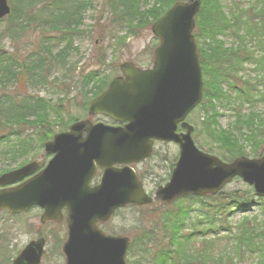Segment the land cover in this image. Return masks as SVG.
I'll return each mask as SVG.
<instances>
[{"label":"trees","instance_id":"1","mask_svg":"<svg viewBox=\"0 0 264 264\" xmlns=\"http://www.w3.org/2000/svg\"><path fill=\"white\" fill-rule=\"evenodd\" d=\"M11 1V15L0 23V44L10 41L13 46L12 51L0 54V160L12 163L24 159L20 163L23 165L33 152L27 129L37 130L43 147L55 134L53 128L64 123L61 114L50 118V111H58L62 106L50 105L46 99L28 92L14 93L10 86L42 85L55 65L66 68L92 2ZM150 1L107 3L116 17L114 24L127 25L131 30L134 21L139 22L140 28L153 26L182 0H156L160 5L152 9L148 8ZM230 2L233 7L227 14L220 0H202L194 32L204 76L201 133L217 146L221 151L218 155L225 161L245 156V143L251 144L255 156L261 155L264 148V115L255 108L264 104V0L260 9L255 8L260 4L257 0L249 9L243 0ZM228 36L238 41L235 49L226 47L223 39ZM252 43L254 46H247ZM251 49L261 54H252ZM245 66H251L249 71L254 77L239 76ZM80 83L85 91L83 111L110 84L109 77L98 72L88 73ZM229 107L235 120L223 130L219 125L223 117L220 111ZM245 107H249L247 114ZM68 120L67 124H72L78 118L70 115ZM237 196L221 192L207 198L188 197L173 207L153 210L150 214L154 219H149V227L145 217L139 222L142 229L132 237L130 252L136 246L148 258V264H246L247 258L251 260L249 264H264V201L260 214H243L233 225V214L244 209L246 203ZM197 240L199 247L195 245ZM5 249L6 237L0 234V251ZM2 259L11 262L6 255Z\"/></svg>","mask_w":264,"mask_h":264},{"label":"water","instance_id":"2","mask_svg":"<svg viewBox=\"0 0 264 264\" xmlns=\"http://www.w3.org/2000/svg\"><path fill=\"white\" fill-rule=\"evenodd\" d=\"M10 0H0V22L11 14ZM201 0L178 2L152 26L160 44L151 69L132 63L121 66L123 77L89 105L90 115H102L122 127L77 121L46 143L53 158L47 167L37 162L0 176V212L10 215L44 210L41 223H61L67 210L68 239L63 245L66 264H126L130 240L106 236L97 227L115 211L155 201L170 205L187 196L221 192L241 178L264 197V154L224 162L200 151L187 116L203 99V75L193 35ZM4 50L0 48V54ZM179 125L186 133L179 134ZM155 141L179 145L180 155L169 183L149 196L131 165L150 158ZM123 166L117 168L116 166ZM100 168V184H90ZM46 240L30 242L13 264H41Z\"/></svg>","mask_w":264,"mask_h":264},{"label":"rangeland","instance_id":"3","mask_svg":"<svg viewBox=\"0 0 264 264\" xmlns=\"http://www.w3.org/2000/svg\"><path fill=\"white\" fill-rule=\"evenodd\" d=\"M188 2V0H182ZM202 1V0H201ZM247 2L246 9H249L254 3V0H243ZM255 8L260 9L263 6L261 0ZM92 8L85 14V20L82 27V34L75 38L74 50L70 53L66 61V68H61L60 65H55L52 70L51 76L47 79L46 83L42 85H27L20 87L19 84L11 85L12 92L18 94H25L28 92L30 95L46 99L50 105H58V111H50V118L53 119L58 114H61L64 123L56 125L53 128L55 134L64 133L69 130L72 124H67L70 115L73 118H78L77 121L89 120L93 124H105L114 126L111 119L90 115L88 108L83 111L84 107V90L81 89V78L90 72H98L109 77V82L115 78L121 77V66L125 63H132L137 68L142 70L151 69L154 64L155 51L159 46V40L154 37L152 33V26L139 27V22L134 21L131 30L127 25L114 24V17L111 14V9L108 6L107 0H91ZM12 1L10 2V5ZM167 4V3H166ZM221 6L228 14L229 9L233 7L230 0H220ZM156 0L149 2L150 9L159 6ZM12 6V5H11ZM142 25V24H140ZM1 30V29H0ZM227 44V48L235 49V43L238 41L231 36L223 39ZM233 45V46H230ZM247 46H254L252 45ZM0 47L12 51L10 41H5L0 44ZM251 53L259 56L261 53L251 49ZM251 66H245V70L240 72L239 76L247 77L251 75L249 70ZM261 79V78H259ZM15 87V88H14ZM27 93V94H28ZM28 94V95H29ZM249 107H245V113L249 112ZM259 113L264 115V104L259 103L255 106ZM231 107L222 109L223 117L219 119L220 127L228 129L234 123L233 111ZM203 120V111L197 108L187 118V122L194 127L192 138L194 139L197 148L205 153L221 158L218 153L221 151L215 144L205 138L201 133L200 123ZM182 132V130H179ZM26 135L32 144L33 152L28 157L26 165L30 162H38L40 164V171L43 170L48 162L51 160L52 155L45 153L44 146L41 145L40 137L35 129H27ZM54 135L51 137H54ZM210 149L213 150L211 153ZM245 157L251 159H259L264 154V148L261 155L255 156L252 153L251 144L245 143ZM259 151V152H260ZM179 158V147L171 143H156L153 156L140 164L133 165L140 181L142 182L146 193L153 196L158 188L165 186L171 177L172 171ZM222 159V158H221ZM23 160L17 162H10L7 159L0 160V175L17 169L21 166ZM225 161V160H224ZM228 162V161H225ZM23 164V165H25ZM6 169V170H5ZM101 180V173L99 172L93 184H99ZM223 193L227 195H238L237 198L241 199L244 203V209L236 211L232 216V224H236L242 215L255 216L260 214V205L264 199L256 195L254 189L249 184L245 183L241 178H235L224 189ZM185 205L188 203L185 202ZM162 205L157 201L150 207H140L142 211L134 209L133 206L119 210L113 218L106 224L98 225L105 234L114 235L118 237H125L130 240L128 253L126 256V264H148L147 257L141 251L134 249L130 252L133 236L140 234L142 227H139V222L143 221L145 217L146 227L151 225L154 219L150 214L153 210L160 209ZM170 207H173L172 205ZM150 210H148V209ZM160 212V211H159ZM43 211L40 208H31L29 212L22 215H10L9 213H0V234H5L6 249L0 251V264H12L17 255L24 250V248L34 240L44 238L46 244V254L41 264H65V256L62 252V247L67 240V212L63 211V221L59 224L47 223L41 224V215ZM160 214V213H158ZM153 225L152 227H154ZM151 230V228H150ZM199 247L198 240L195 243ZM220 248V247H219ZM2 255L11 258V262L3 261ZM250 258H247L246 264L250 263ZM229 264V263H225Z\"/></svg>","mask_w":264,"mask_h":264},{"label":"flooded vegetation","instance_id":"4","mask_svg":"<svg viewBox=\"0 0 264 264\" xmlns=\"http://www.w3.org/2000/svg\"><path fill=\"white\" fill-rule=\"evenodd\" d=\"M118 126H119V124H118ZM19 167H20V166H19ZM117 168H118V167H117ZM17 169H18V168H17ZM13 170H15V169H12V170H10V171H13ZM7 172H9V171H7ZM7 172H5V173H7ZM99 172L101 173V171L98 170L97 174H98Z\"/></svg>","mask_w":264,"mask_h":264}]
</instances>
